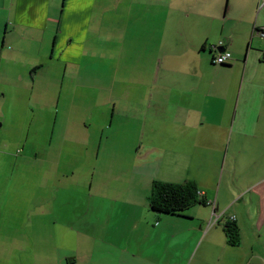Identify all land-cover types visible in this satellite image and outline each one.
I'll return each mask as SVG.
<instances>
[{"label": "crops", "instance_id": "obj_1", "mask_svg": "<svg viewBox=\"0 0 264 264\" xmlns=\"http://www.w3.org/2000/svg\"><path fill=\"white\" fill-rule=\"evenodd\" d=\"M0 13H3L0 22V129L10 116L21 110L22 105L31 113L29 119L26 117L29 126L33 124L36 115L34 109L47 106L49 85L45 70L46 61L54 58L58 61H69L68 58H71L72 65L80 67L87 54L88 58L93 57V65H97L93 70L75 71L72 74V89L65 98L68 101H62L59 94L55 105L59 110V104L63 102L67 118L72 109L78 107L77 98L88 100V96L93 94V101L86 104V117L81 121L84 127L81 131L89 134L93 116V133H90V136L93 134V169H100L109 174L113 170L118 172L120 168L130 165V179L115 183L102 182L101 185L110 187L109 190H118L113 193L114 197L96 193V197H102V200L108 201L112 207L122 205L120 215L115 217V223L118 222V226L122 228L120 236H113L114 240L111 241L110 234H105L107 242L120 245L114 247L120 250V259L99 264H192L190 255L193 247L189 233L195 226H186L183 222L184 216L159 215L152 212L148 208V196L153 180L175 183L195 180L189 177L185 170H173L177 159L176 151H167L159 141L156 142V138L159 140L161 136L156 135L161 129V121L157 120L162 117L159 115L160 119L152 118V115H158V110L170 106L175 114L173 126L181 124L186 127L188 111H196L192 110L185 100L167 103L162 88L157 91L155 102L145 103L144 100L133 99L131 94H139V91L134 88L121 91L114 87V79H111L106 68L100 69L103 61L100 63L99 60L103 58L87 52L86 46L90 45L92 48V45L96 44V37L120 40L119 43L127 53L129 49L135 51L139 77H143L140 72H146L151 65L154 78L160 77L161 73L162 77L196 74L198 69L210 66L212 56L218 48H223L219 52L229 51L231 57L242 56L239 61L242 62L244 72L251 53L258 52L260 58L261 53L264 54L262 46H259L262 38L256 32V29L264 26V0H0ZM93 24L97 30H93ZM100 28L106 31L102 33ZM52 37L54 39L50 55L49 41ZM219 41L222 45L218 46ZM71 42L77 45V48H73L76 54L69 56ZM231 60L232 58L228 63H231ZM235 60L238 62V59ZM262 60L264 59H260V62ZM67 61L62 70L63 78L67 73ZM144 62L151 65L147 67ZM1 65L4 66L3 70ZM75 77L79 80L76 81ZM231 81H236V78L229 82ZM63 87L64 84L61 83L59 88ZM208 93L209 90H206L205 94ZM224 93L216 88L219 97L224 98ZM170 99L168 96L167 100ZM130 110L132 115L123 114V111ZM255 114L257 117L260 115L259 112ZM222 115L225 113H220V117ZM202 116L198 113V120H202ZM162 120L161 123L167 125L164 122L168 120L165 117ZM69 121L70 118L66 120V127ZM146 125L149 130H146ZM28 130L35 131L31 128ZM75 131L80 132L78 128ZM149 135L151 137H148ZM63 136L65 137L64 134ZM21 140L28 141V138ZM34 140L35 138L29 141ZM0 145L4 147L2 150H7V145L2 144V139ZM2 150L0 149V152H4ZM32 154L34 155H31V158L43 163L44 158H39L47 153L36 150ZM190 158L189 155L187 161ZM177 172L183 173L176 174ZM263 183L264 178L258 185ZM39 187L40 184L37 185L38 189ZM204 194L206 196V193ZM43 201L33 196L29 203V213L34 212V205ZM230 202L227 200L223 203L224 212L228 210ZM219 207L220 203L217 202L216 209ZM41 210L39 213L42 214L50 211L48 206ZM184 214L189 216L186 211ZM231 215L235 217L234 221L241 236L245 217ZM251 217L248 218L252 219ZM67 220L70 222L74 218L68 214ZM251 225L256 230V240L250 245L249 253L244 258L236 259L238 264H257L263 258L255 247L256 244L264 245V238L260 237L258 230L264 225V215L258 211V216ZM25 232L15 233L16 242L21 241V237H29ZM36 235L45 240L52 237L53 243L56 236L55 232L50 230H41ZM17 248L21 264H33L35 261L38 264H63L64 261L66 264H83L77 260V252L82 251L80 239L78 246L71 247L69 251L64 248L62 250L57 245ZM71 254L73 258L67 260Z\"/></svg>", "mask_w": 264, "mask_h": 264}, {"label": "rangeland", "instance_id": "obj_2", "mask_svg": "<svg viewBox=\"0 0 264 264\" xmlns=\"http://www.w3.org/2000/svg\"><path fill=\"white\" fill-rule=\"evenodd\" d=\"M2 17L3 13H0V22ZM93 30H97L94 24ZM100 31L103 33L106 30L100 28ZM53 39L49 41V54L53 48ZM95 40L96 44L92 48L87 45L86 51L103 58L99 60L100 63L103 61L100 69L106 68L118 90L129 91L134 88L139 94L132 93V98L148 103L157 100V91L162 88L167 103L185 100L196 111H188L186 127L181 124L174 127L175 114L171 107L164 106L158 110L160 114H153L152 118L160 115L162 118H158V122H162L164 117L168 122H164L167 125L159 122L161 129L156 135L161 136L159 140L156 138V142L159 141L167 151H176L173 170L177 168L187 171L186 174L195 179L193 181L199 190L206 193L208 200L214 201L215 208L216 203H220L218 210H213L212 205L196 204L186 210L189 216L184 214V218H187H183L184 224L195 226L189 233L193 247L190 255L192 264H238L236 259L244 258L256 240V230L251 225L253 220L258 216V211L264 215V183L258 185L264 178V60L260 62L264 54L261 53L260 58L258 52L251 53L244 72L242 62L239 61L243 58L241 56L232 57L230 66L218 65L212 60L210 66L183 77L176 74L162 77L161 73L160 77L154 78L151 74L152 65L144 62L147 67L151 66L146 72H140L144 76L139 77L138 57L133 49L127 53L119 43L121 41L115 38L104 40L96 37ZM260 40L259 46L264 51V38ZM69 46L72 48L69 56L76 54L73 48H77V45L71 42ZM84 58L80 67L72 65L71 58H68L69 61H58L55 58L46 61L49 85L47 106L34 109L36 115L33 124L29 126L26 117L29 119L31 113L22 105L21 110L10 116L0 129L2 144L7 145V150H2L4 147L0 145L4 151L0 152V264H21L17 246L33 245L35 248L57 245L69 251L71 247L78 246L79 239L82 251L77 252V260L80 263L99 264L120 259V250L114 248L120 245L107 242L105 234H110L111 241L114 240L113 236H120L122 228L118 222L115 223V217L120 215L122 205L112 207L102 197H96V193L114 197L113 193L118 190H109L110 187L101 184L130 179V165L123 169L118 165L120 171L113 170L109 174L93 169V134L90 136L93 133V116L90 120V133L81 131L84 129L81 121L86 117V104L93 101V94L88 96V100L77 98L78 107L73 108L67 118L63 102L59 104V110L55 105L59 94L64 101L71 91V82L74 80L72 74L75 71L97 67L93 65V57L88 58L86 54ZM66 61L67 73L63 78L61 75ZM233 78L236 81L229 82ZM75 80L79 78L75 77ZM61 83L64 84L62 89L59 88ZM192 87L195 89H190ZM216 88L225 92L224 98L216 94ZM206 90H209L208 94H205ZM168 96L171 98L169 101ZM256 112L260 113L258 117ZM198 113L203 115L202 120H198ZM220 113L225 115L220 117ZM123 114L132 115V110L123 111ZM68 118L70 121L66 127ZM29 128L35 131H29ZM76 128L80 130L79 133H76ZM146 130H149L148 125ZM24 138H28V141L21 140ZM33 138L34 141H29ZM36 150L47 153L45 157L39 158H44L43 163L31 158ZM121 154L120 157L124 155ZM189 155L191 158L187 161ZM38 184L41 187L39 189ZM33 196L44 201L34 205V212L30 214L29 203ZM227 200L231 202L224 212L223 203ZM47 206L49 212L39 213ZM68 214L74 220L69 222ZM218 214L222 215L216 221ZM231 214L245 217L242 241L238 246H229L222 231L221 224L230 220L233 216ZM41 230L54 231V243L52 237L45 240L36 235ZM258 230L260 237L264 238V225ZM19 231H26L29 237H21V241L16 242L14 235ZM255 250L263 257L257 264H264V245L256 244ZM72 255L67 260L73 258Z\"/></svg>", "mask_w": 264, "mask_h": 264}, {"label": "trees", "instance_id": "obj_3", "mask_svg": "<svg viewBox=\"0 0 264 264\" xmlns=\"http://www.w3.org/2000/svg\"><path fill=\"white\" fill-rule=\"evenodd\" d=\"M224 52L229 51L224 50ZM217 53L219 51L215 52L212 59ZM231 56L230 53L229 60L232 58ZM228 61L219 65L230 66ZM200 192L202 191L193 180H185L180 183L153 180L148 196V208L159 215L184 216L185 211L196 204L208 205L209 200L204 193L200 194ZM221 226L226 243L229 246H238L241 243V236L236 222L226 220Z\"/></svg>", "mask_w": 264, "mask_h": 264}, {"label": "built area", "instance_id": "obj_4", "mask_svg": "<svg viewBox=\"0 0 264 264\" xmlns=\"http://www.w3.org/2000/svg\"><path fill=\"white\" fill-rule=\"evenodd\" d=\"M256 32H257V34L261 37V38H264V26H262V27H260V28H258V29H256ZM219 45H222V42L221 41H219ZM229 58H230V53L229 52H224V51H222V52H219V53H217L214 57H213V62L215 63V64H221V63H224V62H227L228 60H229ZM201 193H203V192H200V194ZM208 204L209 205H212V208H213V210H215L216 208H215V203L214 202H211V201H209L208 202ZM222 215V214H221ZM221 215H216V221H218L219 220V218L221 217ZM234 219H235V217L234 216H231L230 217V220L231 221H234Z\"/></svg>", "mask_w": 264, "mask_h": 264}, {"label": "water", "instance_id": "obj_5", "mask_svg": "<svg viewBox=\"0 0 264 264\" xmlns=\"http://www.w3.org/2000/svg\"><path fill=\"white\" fill-rule=\"evenodd\" d=\"M217 50H218V51H221V50H223V48H218Z\"/></svg>", "mask_w": 264, "mask_h": 264}]
</instances>
